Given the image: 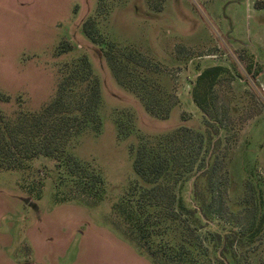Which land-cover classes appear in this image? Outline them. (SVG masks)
I'll return each instance as SVG.
<instances>
[{"label":"rangeland","instance_id":"obj_1","mask_svg":"<svg viewBox=\"0 0 264 264\" xmlns=\"http://www.w3.org/2000/svg\"><path fill=\"white\" fill-rule=\"evenodd\" d=\"M66 79L85 124L53 157L3 159L0 264H264V0H0L18 156Z\"/></svg>","mask_w":264,"mask_h":264},{"label":"trees","instance_id":"obj_2","mask_svg":"<svg viewBox=\"0 0 264 264\" xmlns=\"http://www.w3.org/2000/svg\"><path fill=\"white\" fill-rule=\"evenodd\" d=\"M78 68L80 71L83 72L84 76L86 75V78H91V67L88 63L86 58H83L81 60V63L78 64ZM78 73V72H77ZM201 75V77L205 76ZM86 78H83V80H86ZM204 78V77H203ZM202 79V78H200ZM68 81L64 80L59 88V92L55 100L43 110L42 113L34 115V116H23L20 121H24L29 126L30 122L33 121V123L36 122V124L39 126L45 125L47 126L48 130H50L47 137L44 139V141H41L36 146H32L31 148L25 152V156H18L21 148L25 146V144L20 141L18 136L9 137L11 139V142L6 144V137L4 138L2 135L4 133H7V135L10 136L12 134V130L14 128H17L14 126L15 123H8L6 128H2L1 124L3 123V120L0 119V166L1 168H5L6 170H15L20 168L19 162L15 158H9L7 164L2 163L3 159L6 157H10V155L16 157V158H23L25 160H31L33 158H36L37 156L43 155L45 157H53L56 155V151L58 150V145H63L64 138L67 136H71L73 130H75L77 125L79 126L81 124H85V121H80L78 117H75L74 119L71 118L67 119L66 114H69L71 109H69L70 104L66 100V93L68 91ZM100 100V94H99V85L96 83V81H93V87H92V93L89 97L88 101H85L82 103L81 107L86 105H91L89 108L95 110L98 106ZM88 108V110H89ZM83 122V123H82ZM71 123V124H70ZM30 127V126H29ZM24 128V127H19ZM40 132V131H39ZM55 148V149H54ZM154 158V157H153ZM135 170L137 171V174L141 176L142 178L146 179L148 182H154L157 180V177L163 172L164 169H159L162 167V163L158 161V159H149V158H143V156H139L137 161L135 162ZM166 171V170H165ZM160 173V174H159ZM153 177L155 179H153ZM155 188L146 189L144 191V194H151L155 190Z\"/></svg>","mask_w":264,"mask_h":264}]
</instances>
